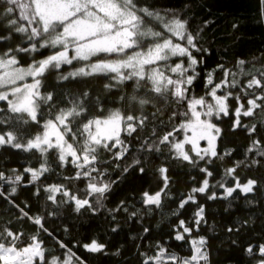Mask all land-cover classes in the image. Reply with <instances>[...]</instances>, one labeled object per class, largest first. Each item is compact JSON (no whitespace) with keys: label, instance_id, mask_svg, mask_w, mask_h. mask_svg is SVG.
I'll list each match as a JSON object with an SVG mask.
<instances>
[{"label":"snow or ice","instance_id":"snow-or-ice-1","mask_svg":"<svg viewBox=\"0 0 264 264\" xmlns=\"http://www.w3.org/2000/svg\"><path fill=\"white\" fill-rule=\"evenodd\" d=\"M260 2L264 8V0ZM0 5V149L30 154L22 171L0 169V200L18 211L17 221L26 219L36 227L35 233L28 234L14 230L13 220L0 223V264H86L63 240L56 239L64 250L61 255L45 245L41 233L54 238L45 226L46 217L56 216L64 205H72L77 213L86 209L97 214L105 209L114 185L132 172L144 176L152 156L165 154V163L154 169L155 183L161 186L140 193V203L148 215L174 199L167 160L186 163L202 175L199 181L190 177L193 186L180 194L177 210L171 213L179 218V210L196 205L191 221L178 219L171 226V238L189 244L190 255L181 256L157 241L150 245L151 252L139 253L140 264H210L207 237L192 236L207 223L205 205L197 196L228 201L225 211L240 197L248 205H264L255 199L257 193L264 194V179L244 175L264 169V54L253 57L252 63L238 58L233 68L218 63L204 74L205 91L197 96L194 85L201 76L197 68L211 53L200 46L203 29L194 33L178 11H157L139 6L138 0H0ZM209 23L206 20L203 26ZM22 59L30 62L22 63ZM64 66L70 70L62 71ZM217 72L222 76L217 77ZM52 73H56L57 87L69 81L105 78V93H120L107 101L116 106L106 108L101 95L93 96L90 90L44 91ZM167 108L172 111L164 120ZM226 117L229 130H243L249 142L243 158L223 167L221 178L212 183L210 166L221 167L237 151L218 150L225 133L220 123ZM243 118L255 122L245 123ZM150 124L143 138L135 136L138 155L122 166L120 162L134 147L125 137H133ZM165 124H171V129L158 135L157 125ZM53 163L61 170L71 167L72 174L57 173L62 182L41 183L54 171ZM115 170L120 175L110 179ZM78 181L85 182L83 188L77 187ZM21 186H32L37 197L43 193L45 204L54 210L32 213L27 201L17 203ZM215 188L221 192L212 191ZM250 195L253 199H248ZM107 211L113 220L119 212L127 213L129 219L141 214V209L129 212L125 200ZM251 222L242 220L226 231L240 236ZM118 228L117 224L111 231ZM149 231L143 228L144 234ZM231 243L238 246L237 240ZM73 247L89 253L107 251V245L96 238ZM243 252L251 258L250 264H264V233L249 238Z\"/></svg>","mask_w":264,"mask_h":264},{"label":"trees","instance_id":"trees-1","mask_svg":"<svg viewBox=\"0 0 264 264\" xmlns=\"http://www.w3.org/2000/svg\"><path fill=\"white\" fill-rule=\"evenodd\" d=\"M139 6H147L150 9L157 11L174 10L180 15L187 18L190 22V29L195 33L199 29H203L198 37L200 46L210 50V55H205V63L197 68L200 72V78L195 82L194 92L197 96L204 93L203 76L214 68L218 63H224L226 67L233 68L235 61L238 58H243L250 63L253 62V57H260L264 54V8H262L260 0H138ZM2 7V5H0ZM211 21L205 28L204 21ZM237 24V28L232 25ZM43 51V50H42ZM47 55V51H43ZM37 59L40 57L37 56ZM30 62L22 59V63ZM79 66V65H74ZM259 67L260 63L257 62ZM70 70L69 66H64L62 71ZM56 73H52L47 77L48 87L44 91H56L59 93L64 89L73 91L90 90L93 96L100 94L105 101V107H114L116 105L107 103L109 100H115L120 94L113 90L111 93H105L103 84L106 83L105 78H89L79 81L64 82L59 87L55 82ZM217 77L222 76V73L217 72ZM243 80L242 77H240ZM131 90V84L127 86ZM236 89L234 91H238ZM151 111V109H148ZM172 109L167 108L164 120H167ZM245 123L255 122L252 118H243ZM153 125H149L148 129L134 134L133 137H125L134 147L129 157L120 162L124 164L130 163L133 155H138L135 150L137 141L136 135L143 138L148 130ZM220 127L225 130L223 139L219 142V151L225 148H235L231 160H227L221 167H211L210 170L214 173V178L211 181L215 183L223 175L222 168L231 166L232 160L242 159L243 149L247 147L248 137L243 130L231 132L229 118H224L220 123ZM171 129V124L157 125L156 130L158 135H163ZM104 159H108V154L101 152ZM30 154L16 153L14 150L0 149V169L18 168L21 171L27 166V160ZM165 156H152V163L148 165V171L144 176H138L136 172L130 173L124 180L113 186L112 191L108 194L105 201V209L93 215L88 210L84 209L77 213L73 210L72 205H64L59 208L56 216L46 217L45 226L53 232L54 238H49L41 233V238L44 239L45 245L54 250V254L61 255L63 249H60L56 244V239L63 240L69 247H72L77 256L82 257L86 264H140L141 252H151L150 245H155L157 241L163 243L171 251H175L181 256L190 255L189 244L176 241L171 238L174 233L171 226L178 223V219L191 221L193 212L196 210V205L188 204L180 211L179 218L171 215L177 210L180 199V194L186 193L193 186L190 177L194 176L199 181L203 177L195 169L186 163L179 161L167 160L166 166L169 168V176L172 180L171 191L174 199L166 200L165 207L162 210L154 211L151 214L145 215L143 206L140 203V193L144 190L155 191L161 186L155 183L156 166L165 163ZM217 165L221 162L217 161ZM32 166L35 165L33 161ZM54 171L47 174L46 178H42L41 183H58L62 182L60 175H71L72 168L58 169L53 163ZM201 167L204 163L201 162ZM110 170L114 165L109 166ZM120 173L118 170L112 171L110 179H116ZM245 176L260 177L264 179V169L248 171ZM242 179L244 176L241 177ZM27 177L25 179V182ZM77 187L83 188L84 181H78ZM231 184V181H229ZM198 186V185H196ZM35 189L32 186H21L17 193V203L27 201L31 207L32 213L40 212L46 214L54 210V206L50 203L45 204L44 194L40 197L33 195ZM218 194L221 192L219 188L212 189ZM211 191L207 194L210 195ZM239 196V193L236 194ZM248 199H253L249 196ZM256 200L264 201V194L257 193ZM120 200H125L129 206V212L134 209H141L140 216L129 219L128 214L119 212L115 214V220L109 214L107 209L114 208ZM197 200L200 204L205 205L206 224L200 226L199 232H193L192 236H205L208 239V252L210 264H250L251 258L243 252L249 238L256 234L264 233V205L257 204L251 206L246 204L245 199L240 197L232 202V208L225 211L228 207V201L225 200H207L206 195H198ZM23 206V205H22ZM18 211L11 205L0 200V223L6 220L14 221V230L28 234L35 233L36 227L28 220H19ZM250 219L252 222L242 229L240 236L236 233L229 234L226 231L228 226H237L240 221ZM119 225L116 232L111 231L113 227ZM149 228L147 234L143 233V228ZM67 229V231H65ZM96 238L100 242L107 245L106 253H89L82 247H73L77 242L80 244L89 242L90 239ZM190 239V238H189ZM237 240V245H232L231 241ZM255 242V241H253ZM119 250V254L115 253Z\"/></svg>","mask_w":264,"mask_h":264},{"label":"rangeland","instance_id":"rangeland-1","mask_svg":"<svg viewBox=\"0 0 264 264\" xmlns=\"http://www.w3.org/2000/svg\"><path fill=\"white\" fill-rule=\"evenodd\" d=\"M203 143V142H202Z\"/></svg>","mask_w":264,"mask_h":264}]
</instances>
